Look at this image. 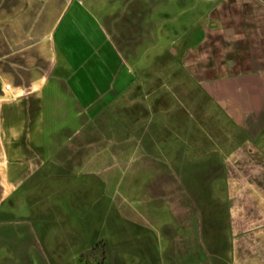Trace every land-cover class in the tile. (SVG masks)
<instances>
[{"label":"crops","instance_id":"1","mask_svg":"<svg viewBox=\"0 0 264 264\" xmlns=\"http://www.w3.org/2000/svg\"><path fill=\"white\" fill-rule=\"evenodd\" d=\"M89 175L144 264H264V0H0V264Z\"/></svg>","mask_w":264,"mask_h":264},{"label":"rangeland","instance_id":"2","mask_svg":"<svg viewBox=\"0 0 264 264\" xmlns=\"http://www.w3.org/2000/svg\"><path fill=\"white\" fill-rule=\"evenodd\" d=\"M102 167H105L104 164ZM115 171L112 167L111 173ZM98 176H86V181L82 180L76 185L72 184L71 189L68 190L61 188L64 191L60 190L59 192H55V189L62 184L52 183L54 189L48 192L49 200L47 199V202L54 203V206L47 212L44 211L45 216L38 217L39 220H42L39 227L43 228L42 231L46 237L45 243H47L46 247L50 252L48 256L50 264H92L89 262L90 258L88 260L87 254L90 253L92 246L100 243L96 238L98 236L104 239L108 247L105 264H139L141 262L144 264L143 259L148 255L143 256L137 246L139 240L137 234L141 230L132 224L122 225L120 222L111 226L106 223L103 208L102 210L100 208L101 206L107 207L109 200L113 197H117L116 200H119L118 203L121 205L129 201V195L125 193L127 187L122 186L123 188H121L119 184L120 180L125 182L128 176L118 178L117 191L112 196H110L112 190L107 188V175ZM73 180L74 176H71V183H74ZM83 182H86L85 185L88 184L87 186L91 188L84 189L85 185L81 184ZM73 188H75L74 192H70ZM75 201H77L76 204L73 203ZM64 224L67 225L66 232ZM113 234L115 235L113 236ZM112 236V241L107 238H112ZM111 251L114 252L110 253ZM155 252L153 247L149 253ZM94 255L96 256V253ZM153 258L154 256L150 258V261Z\"/></svg>","mask_w":264,"mask_h":264},{"label":"trees","instance_id":"3","mask_svg":"<svg viewBox=\"0 0 264 264\" xmlns=\"http://www.w3.org/2000/svg\"><path fill=\"white\" fill-rule=\"evenodd\" d=\"M95 246H93V248L91 249L90 253L87 254L89 256L88 260L90 258L89 262L92 263V264L101 263L105 259L104 254L100 253V251L97 250L98 248H101L102 245L99 243V244H97ZM95 253H96V256L94 255ZM82 256H85V255H82ZM82 256H80V257L82 258Z\"/></svg>","mask_w":264,"mask_h":264}]
</instances>
